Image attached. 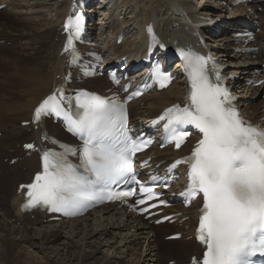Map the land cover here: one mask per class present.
Returning <instances> with one entry per match:
<instances>
[{
    "label": "bare ground",
    "instance_id": "bare-ground-1",
    "mask_svg": "<svg viewBox=\"0 0 264 264\" xmlns=\"http://www.w3.org/2000/svg\"><path fill=\"white\" fill-rule=\"evenodd\" d=\"M73 1L0 0V5L5 4L12 9L10 13L4 14L5 17L12 15L20 20L17 22L0 20V40L13 42L19 54L18 68L9 84L13 95L19 91L18 99L14 100L13 104L7 105V109L0 110V131L4 132L0 136V149H2L0 153L4 152L3 142L11 149L13 143L17 141L24 140L22 143H28L32 138L37 137L35 131L21 127L20 123L30 120L33 107L52 91L54 85L61 82L57 76L60 77L65 73V62L60 54L64 39L60 34V25ZM93 1L95 0H89L86 11L100 15L101 19L94 25L89 24L88 33L91 37L98 36L100 39L102 33L96 35V29L102 25L113 40L111 41L107 35L101 48H107L116 56L126 55L128 58L133 54L142 53L144 29L150 22L154 25L155 33L158 32L161 40L166 43L173 44L174 41L195 43L198 37L194 36L195 31L191 30L190 22L198 20L199 16L214 19L219 34L210 37V32L200 31L199 35L206 38V42L211 43L210 46L225 63V72L234 73L237 81L234 87L240 96L238 104L242 112L256 122L261 121V117L264 116V98L253 103L252 98L259 92L260 87H255L252 83L264 78V68L261 66V63H264V0L259 4H250L246 8L237 7L228 13H226L227 4L223 5L217 0H202V3H196L195 0H96L99 1L97 8L102 7L100 11L91 7ZM255 20H261L262 26L255 37V42L247 46H256L259 50L257 56L249 59L246 53L236 50V47L241 46L236 44L237 38L234 34L246 28L241 22L251 23ZM119 34H122L124 39L120 45H117L116 39ZM92 47L97 48V46ZM88 81L90 87L93 85L90 89L92 91H101L109 87L100 77ZM250 82L251 84L248 85ZM182 92L179 81H174L166 90L147 94L140 100L132 102L131 122L137 123L155 117L163 107L177 101L182 96ZM262 94L264 90L260 91V95ZM141 102L143 106H140ZM5 115L8 117L6 118ZM6 119L13 121V125L10 122L12 127H9L8 131H5ZM14 120H18L19 125L15 124ZM44 128L50 130V134L54 136L56 133H63L58 125L50 121L44 123ZM24 153L23 157L11 166L0 164V264L20 262L22 264H163L161 255L163 244L159 242V238L176 232L171 231L159 236L150 225L114 205L93 210L84 217L73 220L51 221L44 212L39 211L31 214L21 213L19 206L22 198L16 193L17 186L28 183L32 175L39 170L38 157L35 154L26 156ZM6 154L9 155L8 152ZM154 154L176 155L169 149H154L148 153L151 156ZM11 159L12 156L9 160ZM158 161L159 157H156L155 163ZM23 167L24 171H22ZM14 178H19V181L14 188L12 187L13 190H8L7 185L12 183ZM179 210L183 211V209ZM188 211L193 213L192 208ZM173 212L170 210L168 213ZM193 223L194 220L185 221L178 232L188 237ZM109 225L111 228L118 226V230L112 229L109 238L111 240L105 241L111 243L107 247L110 249L107 250L115 251L113 257L107 258L105 255L107 252H101L103 244L101 236L107 234L105 229ZM160 227H165V232L171 230L168 226L159 225L158 228ZM123 230L126 232L122 233ZM131 230L134 232L132 233ZM166 242L167 245L173 246H168L170 250L166 249L163 252H172L175 256V264L182 263L179 257L188 254V261L194 254L193 251L199 250L198 245L191 239ZM99 253L101 256L98 255ZM37 255L40 259L36 258Z\"/></svg>",
    "mask_w": 264,
    "mask_h": 264
},
{
    "label": "snow or ice",
    "instance_id": "snow-or-ice-1",
    "mask_svg": "<svg viewBox=\"0 0 264 264\" xmlns=\"http://www.w3.org/2000/svg\"><path fill=\"white\" fill-rule=\"evenodd\" d=\"M80 20L79 15L68 18L65 27L73 34L68 36L65 51L80 32ZM180 55L190 85L188 102L166 109L158 120L167 121L165 129L177 149L191 134L188 126L201 134L190 155L169 168L171 171L187 164L189 188L181 195L191 198L202 194L197 238L205 251L202 260L193 258V264H253L251 257L264 255V129L242 119L215 61L216 82L210 79L207 64L211 57L184 50ZM155 75L162 87L172 79L159 66ZM51 113L64 116L68 130L83 139L80 165L65 159L70 149L65 153L44 152L43 171L31 184L21 186L27 188L25 209L43 205L70 215L71 210L86 207L94 198L106 195L111 200L134 194L132 190L113 193L112 186L117 184H139L140 192L149 200L159 196L151 187L140 184L133 168L132 157L141 150V144L128 135L124 104L114 97L86 91L69 98L57 89L35 109L34 120L38 122ZM137 203L145 204L146 200Z\"/></svg>",
    "mask_w": 264,
    "mask_h": 264
},
{
    "label": "rangeland",
    "instance_id": "rangeland-1",
    "mask_svg": "<svg viewBox=\"0 0 264 264\" xmlns=\"http://www.w3.org/2000/svg\"><path fill=\"white\" fill-rule=\"evenodd\" d=\"M200 1V2H199ZM96 3H98L97 1H95ZM195 2L196 3H202V0H195ZM11 8L10 7H4L3 9H1L0 10V20H3V19H5V20H7V21H12V22H17V21H20V20H18V19H16L15 17H13L12 15H10L8 18L7 17H5V13L6 12H11ZM99 16L100 15H97V19H96V21H98V19H99ZM16 20V21H15ZM22 20V19H21ZM261 23H262V21H261ZM261 26H262V24H261ZM8 30V29H7ZM20 31V30H19ZM17 48H16V46L13 44V42H10L9 40L8 41H6V40H0V110H3L4 108L5 109H7L6 108V106L7 105H9V104H13L14 103V100H17L18 99V96H19V91L15 94V95H13V90L11 89V85H9L10 84V82H11V80H12V78H13V76H14V74L16 73V70H17V68H18V64H19V60H18V58H19V54L17 53L18 52V49L16 50ZM14 57H16V58H14ZM18 57V58H17ZM13 59V60H12ZM249 59H251L250 57H249ZM12 60V61H11ZM14 64V65H13ZM12 66V67H11ZM15 67V68H14ZM12 71V72H11ZM3 74V75H2ZM3 76V77H2ZM101 79H102V81H103V83L104 84H106L107 85V81H106V79H105V77H100ZM8 82H7V81ZM88 80L87 81H85L82 85L84 86V87H86V88H88V89H91L92 87H93V85H92V87H90L89 85L90 84H88ZM10 94V95H9ZM2 97V98H1ZM253 99V103H257V102H259L261 99H262V95H260V92H258L257 94H255V96L252 98ZM4 101V102H3ZM140 106H143V102H141L140 103ZM6 116V118L8 117V115H5ZM12 119V118H11ZM11 119H6L5 120V124H7L6 126H5V131H8V130H10V128L9 127H12V125H13V121L11 120ZM12 123V125H11V123ZM14 123L15 124H18L19 125V123H18V120H14ZM21 126V125H20ZM22 127V126H21ZM24 128V127H23ZM50 131V130H49ZM0 133H4L3 131H0ZM56 136L59 138V139H62V140H66V141H70V139L66 136V135H64V133H56ZM24 140H22V141H17V142H15V143H13V148H7L8 147V145H6L7 143H2V148H3V150H4V152L3 153H0V164H3V165H9V166H11V165H13L14 163H11V160H9L10 159V157L12 156V159L13 158H19V159H21L22 157H23V153H22V151H21V144H22V142H23ZM19 149V150H18ZM2 149H0V151H1ZM18 151V152H17ZM9 153V155H7L6 153ZM5 153V154H4ZM18 155V156H17ZM4 157V158H3ZM25 170V168L23 167L22 168V171H24ZM24 180V179H23ZM19 181V178H14L13 180H12V183L10 182L7 186H8V190H13V188H14V185L16 184V182H18ZM12 184H13V186H12ZM9 186H10V189H9ZM13 187V188H12ZM12 188V189H11ZM5 191H7V189H5ZM7 197V201L9 200V198H8V194L6 195ZM111 225V224H110ZM109 225V227L107 226L106 227V235H103V236H101V240L103 241V244L101 245V252H107L105 255H107V258H109V257H113L114 256V252H113V250H107V249H110V248H107V247H109V245L111 244L110 243V241H109V243H106L105 241L106 240H111V239H109L110 237H111V232H113V230H118V226H116L115 228L114 227H112L111 228V226ZM151 227H152V229H154V231H155V234H157V235H159V236H163V235H165L166 233H169V232H171V231H175L176 233L178 232V229H181L182 227V224L181 225H176V224H173V225H168V224H166V225H164V226H168V228H171V230L170 231H167V232H165V227L163 228V227H160V228H158L159 226H154V225H150ZM113 229V230H112ZM186 228L184 227V230H185ZM112 230V231H111ZM119 232V231H118ZM124 232H126V231H122V233H124ZM131 232L133 233L134 231L133 230H131ZM122 235V234H121ZM124 235V234H123ZM62 236V235H61ZM105 236V237H104ZM59 239H61V238H59ZM59 239H58V242H60L59 241ZM182 240H185V241H188L189 240V236L188 237H182L181 238ZM75 240H77V238L75 239ZM105 242V243H104ZM159 242H161V244H163V246L161 247V252H162V259H163V264H170L171 262H175L176 263V260H175V256L172 254V252H166V253H164L163 251L164 250H166V249H169L170 247H168V246H173V245H167V242H166V240H165V236L164 237H160L159 238ZM167 247V248H166ZM170 250V249H169ZM175 251H177V252H180V250H175ZM194 252V251H193ZM99 256H101V254L99 253L98 254ZM187 255L188 254H186V255H183V256H181V257H179V259H180V261H182V263L181 264H185L186 263V261H187ZM37 259H40V257H39V255H37V257H36ZM150 262V261H149ZM19 264H22L21 262L19 263Z\"/></svg>",
    "mask_w": 264,
    "mask_h": 264
}]
</instances>
